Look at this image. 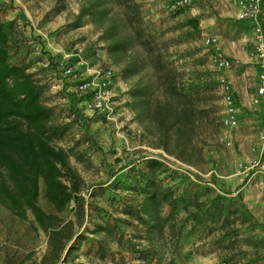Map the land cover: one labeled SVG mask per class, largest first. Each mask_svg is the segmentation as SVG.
<instances>
[{
	"label": "rangeland",
	"instance_id": "1",
	"mask_svg": "<svg viewBox=\"0 0 264 264\" xmlns=\"http://www.w3.org/2000/svg\"><path fill=\"white\" fill-rule=\"evenodd\" d=\"M137 1L146 30L155 37L157 48L176 71L181 85H209L199 98H190L207 99L208 106L196 108L208 111L193 114L182 141L173 135L163 140L156 123H139L125 106L131 86L150 81L153 70L145 68L125 80L120 66L108 57L97 27L87 19L75 25L79 0H2L0 21L13 23L11 62L27 66V72L41 85L42 102L53 109L52 122L61 128L55 144L71 153L70 162L83 179L85 215L77 232L86 239L79 241L70 264H156L130 252L132 245L141 249L145 242L135 238L140 235L137 223L125 213L141 199L128 185L152 158L233 199L251 216L245 224L236 223L238 233L229 248L227 239L220 245L214 243L219 231L198 233L183 245L182 259L188 258L178 264H264V229L258 228L264 223V103L240 99L238 126L227 128L222 122L221 77L231 82L228 71L232 77L246 72L247 79L257 82V64L251 58L252 29L230 14L231 0H191L175 9L169 0ZM191 18L199 21L198 31L186 24ZM207 34L215 39L220 53L235 62V68L220 71L212 65L203 42ZM68 67L72 74L66 72ZM107 69L114 71L115 104L110 120L89 111L92 93L81 89L95 71ZM159 96V91H154V101ZM39 205L45 211L52 210L43 186ZM74 208L72 203L61 217L77 222ZM31 221V215L29 220H20L0 204V264L45 262L48 236ZM98 227H115L123 233L125 243L118 245L108 232H94ZM98 243L103 247V258L97 253ZM172 248L167 238L164 263L172 257Z\"/></svg>",
	"mask_w": 264,
	"mask_h": 264
},
{
	"label": "trees",
	"instance_id": "2",
	"mask_svg": "<svg viewBox=\"0 0 264 264\" xmlns=\"http://www.w3.org/2000/svg\"><path fill=\"white\" fill-rule=\"evenodd\" d=\"M79 1L75 25L87 19L97 27L108 57L120 66L125 80L138 76L145 68L153 70L150 81L131 86L125 106L139 123H156L163 140L171 135L184 140L193 114L208 111L196 108L208 106L207 99H190L199 98L208 83L181 85L176 71L157 48L155 37L146 30L137 0ZM2 11L0 0V14ZM245 23L253 32L251 23ZM186 24L193 31L199 30L196 18ZM12 34L13 23L0 21V204L20 220H29L31 215V225L47 234L49 255L43 264H70L79 241L86 239L77 232L85 215L83 179L70 162L71 153L55 144L61 128L52 122L53 109L42 102L41 85L27 72V66L11 62ZM154 91L160 95L156 101ZM181 161L194 166L190 161ZM42 186L51 212L39 205ZM128 189L141 196L137 205L128 207L125 213L137 223L140 235L135 238L145 242L141 249L132 245L129 250L139 259L156 264H178L187 259L188 255L183 259L181 256L183 245L200 232L211 235L219 231L221 235L214 243L220 245L227 239L229 248L238 233L236 223L245 224L251 218L233 199L179 175L154 158L147 159L144 168L136 171ZM72 203L77 222L61 217ZM258 228L264 229V223ZM94 232H108L118 245L125 243L123 233L115 227H98ZM167 238L173 243L172 257L164 263ZM103 251L98 243L101 258Z\"/></svg>",
	"mask_w": 264,
	"mask_h": 264
},
{
	"label": "built area",
	"instance_id": "3",
	"mask_svg": "<svg viewBox=\"0 0 264 264\" xmlns=\"http://www.w3.org/2000/svg\"><path fill=\"white\" fill-rule=\"evenodd\" d=\"M172 9L187 6L191 0H169ZM264 0H231V6L237 10L238 20L251 23L253 26L254 47L251 58L259 67V85L257 87L258 97L264 98ZM204 46L209 51V60L212 65L220 71L230 70L235 62L223 56L215 39L207 34L203 38ZM67 73L72 74V68L68 67ZM223 93L222 122L227 128H236L239 123V107L233 93L230 81L224 77L220 79ZM114 87V71H95L90 81L83 83L81 89L92 93L93 99L88 108L91 112L102 114L107 119H111L114 114V104L112 91ZM264 138V137H263Z\"/></svg>",
	"mask_w": 264,
	"mask_h": 264
},
{
	"label": "crops",
	"instance_id": "4",
	"mask_svg": "<svg viewBox=\"0 0 264 264\" xmlns=\"http://www.w3.org/2000/svg\"><path fill=\"white\" fill-rule=\"evenodd\" d=\"M231 7V12L230 14H232V16H234L235 18L238 19L237 17V10ZM263 10H264V1H263ZM228 54H230V52L228 51ZM235 68V67H233ZM228 71V70H226ZM259 67L255 65L254 67V74H256V80L257 82L252 83L250 81V79H247L246 77V72H242V74L240 76H236V77H232L231 72L228 71V75L229 77H231V82H232V89H233V93L236 97L237 100V105L239 107L240 110V106H241V100L240 99H252V101H250V103H253V100H261V105H263L264 103V98L258 97L257 95V87L259 85Z\"/></svg>",
	"mask_w": 264,
	"mask_h": 264
}]
</instances>
